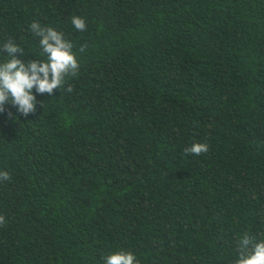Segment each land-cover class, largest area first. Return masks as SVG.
Returning <instances> with one entry per match:
<instances>
[{
    "label": "trees",
    "instance_id": "16d2710c",
    "mask_svg": "<svg viewBox=\"0 0 264 264\" xmlns=\"http://www.w3.org/2000/svg\"><path fill=\"white\" fill-rule=\"evenodd\" d=\"M33 21L88 47L71 92L0 111V264H235L264 240V0H0V59H44Z\"/></svg>",
    "mask_w": 264,
    "mask_h": 264
},
{
    "label": "clouds",
    "instance_id": "9594fccd",
    "mask_svg": "<svg viewBox=\"0 0 264 264\" xmlns=\"http://www.w3.org/2000/svg\"><path fill=\"white\" fill-rule=\"evenodd\" d=\"M72 25L76 30L87 28L85 18L72 17ZM31 33L39 37L42 60H25L24 48L14 40L9 39L3 44L2 51L6 54L0 59V111L6 103L16 106L17 111L25 116L35 112L36 95L54 94V90L72 91L68 79L78 75L80 70L79 55L86 51L85 42L78 49L74 43L65 37L64 33L54 27H44L38 21L30 24ZM209 150L207 143L196 142L183 151L199 156ZM11 179L10 173L0 170V181ZM6 224L4 215H0V225ZM104 264H140L132 252L117 251L104 258ZM235 264H264V240L256 241L245 233L239 240V258Z\"/></svg>",
    "mask_w": 264,
    "mask_h": 264
}]
</instances>
